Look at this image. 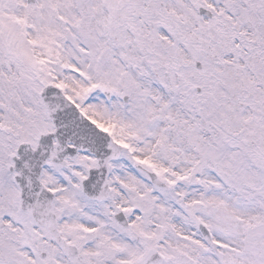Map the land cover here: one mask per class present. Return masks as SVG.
<instances>
[{
	"label": "snow or ice",
	"instance_id": "snow-or-ice-1",
	"mask_svg": "<svg viewBox=\"0 0 264 264\" xmlns=\"http://www.w3.org/2000/svg\"><path fill=\"white\" fill-rule=\"evenodd\" d=\"M0 264H264V0H0Z\"/></svg>",
	"mask_w": 264,
	"mask_h": 264
}]
</instances>
